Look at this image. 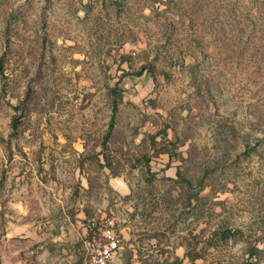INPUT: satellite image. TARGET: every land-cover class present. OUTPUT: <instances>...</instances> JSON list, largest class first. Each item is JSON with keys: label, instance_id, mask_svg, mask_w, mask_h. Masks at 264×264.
Masks as SVG:
<instances>
[{"label": "rangeland", "instance_id": "1", "mask_svg": "<svg viewBox=\"0 0 264 264\" xmlns=\"http://www.w3.org/2000/svg\"><path fill=\"white\" fill-rule=\"evenodd\" d=\"M106 218L117 264H264V0H0V264Z\"/></svg>", "mask_w": 264, "mask_h": 264}, {"label": "built area", "instance_id": "2", "mask_svg": "<svg viewBox=\"0 0 264 264\" xmlns=\"http://www.w3.org/2000/svg\"><path fill=\"white\" fill-rule=\"evenodd\" d=\"M102 242L94 249L91 264H117L119 237L112 218H106L99 227Z\"/></svg>", "mask_w": 264, "mask_h": 264}, {"label": "trees", "instance_id": "3", "mask_svg": "<svg viewBox=\"0 0 264 264\" xmlns=\"http://www.w3.org/2000/svg\"><path fill=\"white\" fill-rule=\"evenodd\" d=\"M142 70V69H141ZM139 70L136 72L137 74L141 72ZM122 88L115 86L110 90V105H111V114H110V121H109V127L111 128L113 124L115 123V119L117 116V110H118V105L121 101V96H122ZM14 123V128L16 127L17 122ZM253 255V253H250V257Z\"/></svg>", "mask_w": 264, "mask_h": 264}, {"label": "bare ground", "instance_id": "4", "mask_svg": "<svg viewBox=\"0 0 264 264\" xmlns=\"http://www.w3.org/2000/svg\"><path fill=\"white\" fill-rule=\"evenodd\" d=\"M92 256V255H91ZM91 256H90V258H91Z\"/></svg>", "mask_w": 264, "mask_h": 264}]
</instances>
